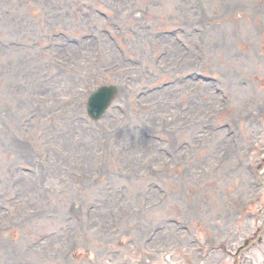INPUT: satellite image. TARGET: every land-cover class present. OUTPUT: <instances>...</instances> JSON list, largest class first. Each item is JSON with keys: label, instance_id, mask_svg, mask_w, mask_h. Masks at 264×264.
Returning a JSON list of instances; mask_svg holds the SVG:
<instances>
[{"label": "rangeland", "instance_id": "1", "mask_svg": "<svg viewBox=\"0 0 264 264\" xmlns=\"http://www.w3.org/2000/svg\"><path fill=\"white\" fill-rule=\"evenodd\" d=\"M227 4L234 23H213ZM247 5L264 16V0H0V264H239L245 238L264 257V28L235 65L198 59L207 28L236 31ZM192 72L225 76L228 99L212 105ZM109 82L93 122L86 97Z\"/></svg>", "mask_w": 264, "mask_h": 264}, {"label": "bare ground", "instance_id": "2", "mask_svg": "<svg viewBox=\"0 0 264 264\" xmlns=\"http://www.w3.org/2000/svg\"><path fill=\"white\" fill-rule=\"evenodd\" d=\"M229 3H233L234 0H227ZM246 2L250 3H255L257 0H245ZM219 5L218 3L216 4V8H218ZM238 7L232 5L229 10L231 12H236L238 11ZM248 11L251 12V16L248 19H242L238 21V29L232 30L230 28H227L225 25H222L220 27L219 31L214 30H208V36L210 37L209 41V48H210V53L217 59H220L224 62V66H232L235 65V57L233 56V53L235 54L234 47L235 45L241 43L242 37L251 34L253 36H256L257 32L253 29V25L256 23L258 26L264 28V16H258L262 12L259 10H256L253 6L247 5ZM258 16V17H257ZM231 18V13L227 14L221 18L214 17L215 21L218 22H226L228 21L227 19ZM91 42V41H90ZM105 43H108L105 41ZM91 44V43H90ZM167 48L171 49L175 52L179 51V49L176 47L174 43L170 41V39L167 40ZM105 51L112 52L114 55L115 53L111 50L108 49V46H104ZM236 56V55H235ZM239 91V96L241 100H244L243 95H247L250 100H255V98L251 95L250 92H243L240 89ZM232 96H234V92L232 91ZM212 104L217 103V98L212 97L211 98ZM214 139H218V142H216L214 145L218 144L219 142L222 143H228V139H224L220 134H217ZM213 145V146H214ZM221 147V146H220ZM220 147H215L213 150L215 153L217 150H219ZM85 148V146H84ZM94 154L85 153L83 163L84 167L87 168L90 164L88 159H93ZM28 154H25V158H28ZM231 156L228 155L227 157V163H231V161H234ZM238 170H240V166L237 165V167L233 168L232 170L229 171V173L233 174L236 173Z\"/></svg>", "mask_w": 264, "mask_h": 264}]
</instances>
